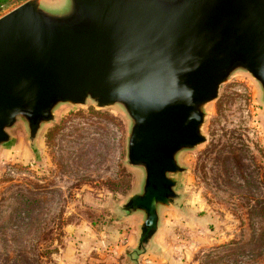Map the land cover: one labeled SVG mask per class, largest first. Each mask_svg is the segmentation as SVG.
<instances>
[{
	"label": "rangeland",
	"instance_id": "obj_1",
	"mask_svg": "<svg viewBox=\"0 0 264 264\" xmlns=\"http://www.w3.org/2000/svg\"><path fill=\"white\" fill-rule=\"evenodd\" d=\"M26 1L6 0L0 17ZM189 112L202 115L199 142L176 154L171 201L140 242L145 213L123 206L145 170L130 164L124 107L53 98L38 124L16 108L0 143V264H264L262 85L236 68Z\"/></svg>",
	"mask_w": 264,
	"mask_h": 264
},
{
	"label": "water",
	"instance_id": "obj_2",
	"mask_svg": "<svg viewBox=\"0 0 264 264\" xmlns=\"http://www.w3.org/2000/svg\"><path fill=\"white\" fill-rule=\"evenodd\" d=\"M236 68L264 93V0H72L62 15L28 0L0 17V143L20 106L38 124L53 98L120 103L130 164L145 170L123 208L145 213L143 242L171 201L176 153L199 142L190 105Z\"/></svg>",
	"mask_w": 264,
	"mask_h": 264
},
{
	"label": "trees",
	"instance_id": "obj_3",
	"mask_svg": "<svg viewBox=\"0 0 264 264\" xmlns=\"http://www.w3.org/2000/svg\"><path fill=\"white\" fill-rule=\"evenodd\" d=\"M6 0H0V5H2Z\"/></svg>",
	"mask_w": 264,
	"mask_h": 264
},
{
	"label": "crops",
	"instance_id": "obj_4",
	"mask_svg": "<svg viewBox=\"0 0 264 264\" xmlns=\"http://www.w3.org/2000/svg\"><path fill=\"white\" fill-rule=\"evenodd\" d=\"M177 153H178V152H177ZM177 153H176V154H177ZM175 156H176V155H175ZM144 177H145V176H144ZM144 179H145V178H144ZM159 205H160V204H159ZM157 207H158V206H157Z\"/></svg>",
	"mask_w": 264,
	"mask_h": 264
}]
</instances>
